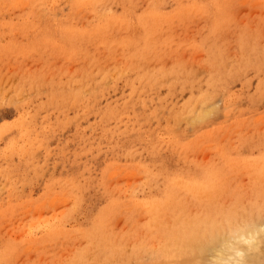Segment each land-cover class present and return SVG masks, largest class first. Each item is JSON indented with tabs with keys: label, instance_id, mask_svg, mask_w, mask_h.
Segmentation results:
<instances>
[{
	"label": "rangeland",
	"instance_id": "obj_1",
	"mask_svg": "<svg viewBox=\"0 0 264 264\" xmlns=\"http://www.w3.org/2000/svg\"><path fill=\"white\" fill-rule=\"evenodd\" d=\"M257 211L264 0H0V264H206Z\"/></svg>",
	"mask_w": 264,
	"mask_h": 264
},
{
	"label": "clouds",
	"instance_id": "obj_2",
	"mask_svg": "<svg viewBox=\"0 0 264 264\" xmlns=\"http://www.w3.org/2000/svg\"><path fill=\"white\" fill-rule=\"evenodd\" d=\"M198 253L207 254L206 264H264V213L230 222Z\"/></svg>",
	"mask_w": 264,
	"mask_h": 264
},
{
	"label": "bare ground",
	"instance_id": "obj_3",
	"mask_svg": "<svg viewBox=\"0 0 264 264\" xmlns=\"http://www.w3.org/2000/svg\"><path fill=\"white\" fill-rule=\"evenodd\" d=\"M204 114V113H203ZM202 114V115H203ZM205 115V114H204ZM241 210V209H240ZM241 214V213H240ZM243 216V215H242ZM232 219H234L233 217H232ZM231 219V220H232ZM238 219V218H237ZM235 220V219H234ZM234 220H232V222L234 221ZM213 221V220H212ZM236 221V220H235ZM229 224L228 223H225V222H223L222 220H220V221H213L212 222V226H211V232L213 233V234H211L210 233V235H216L217 237H219L220 236V234L223 232V230L228 226ZM198 230H200V228H198ZM198 230H197V232H198ZM196 231V230H195ZM194 235V234H193ZM200 235H201V233H200ZM212 236H210L209 237V235H208V237H209V239H207L206 237V241H204V240H202L203 242H202V244L201 245H199V246H201L200 247V249H202L203 247H205L206 245H208L209 244V242H210V238L212 237ZM192 237V236H191ZM200 241V240H199ZM193 242V241H192ZM199 244H200V242H199ZM193 246V245H192ZM198 246V244H196V247ZM193 248V247H192ZM196 249V248H195ZM199 249V250H200ZM174 250V249H173ZM194 250V249H193ZM198 251V250H197ZM194 252V251H193ZM194 253H196V252H194ZM197 254H198V252H197ZM197 254H196V256H197ZM195 255V254H194ZM207 256V255H206ZM192 257V256H191ZM199 259H200V257H198ZM207 259H208V256H207ZM197 260V259H196ZM201 260V259H200ZM206 260V259H205ZM201 261H203V260H201ZM198 262V261H197ZM206 262V261H205ZM199 263V262H198Z\"/></svg>",
	"mask_w": 264,
	"mask_h": 264
}]
</instances>
